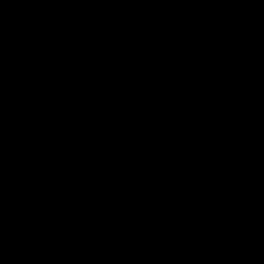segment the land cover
Instances as JSON below:
<instances>
[{
    "label": "water",
    "instance_id": "95a60500",
    "mask_svg": "<svg viewBox=\"0 0 264 264\" xmlns=\"http://www.w3.org/2000/svg\"><path fill=\"white\" fill-rule=\"evenodd\" d=\"M0 264H264V0H0Z\"/></svg>",
    "mask_w": 264,
    "mask_h": 264
}]
</instances>
